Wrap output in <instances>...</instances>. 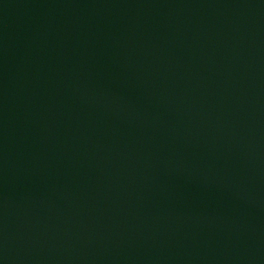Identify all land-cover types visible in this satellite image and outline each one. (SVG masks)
Masks as SVG:
<instances>
[{
	"label": "water",
	"instance_id": "water-1",
	"mask_svg": "<svg viewBox=\"0 0 264 264\" xmlns=\"http://www.w3.org/2000/svg\"><path fill=\"white\" fill-rule=\"evenodd\" d=\"M0 264H264V0H0Z\"/></svg>",
	"mask_w": 264,
	"mask_h": 264
}]
</instances>
